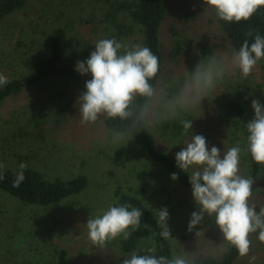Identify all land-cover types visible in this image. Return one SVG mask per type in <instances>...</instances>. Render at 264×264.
Here are the masks:
<instances>
[{
  "label": "rangeland",
  "instance_id": "1",
  "mask_svg": "<svg viewBox=\"0 0 264 264\" xmlns=\"http://www.w3.org/2000/svg\"><path fill=\"white\" fill-rule=\"evenodd\" d=\"M103 9H107L105 0H26L23 9L0 19V74L8 81L26 74L32 62L48 51L47 37L57 27L77 39L69 55L76 65L89 58L101 39L115 38L129 47L140 45L136 35L120 34L105 20ZM168 10L160 31L163 67L159 87L160 95L170 97L167 103L175 95L179 101L198 64L206 68L213 60L227 61L236 52L221 30L214 8L204 0H168ZM176 45L180 51L174 50ZM90 79V73L80 74L78 79H48L0 104V159L6 166L16 169L24 163L48 177L84 174L88 178L82 191L53 206L26 204L0 189V264H50L61 249L77 264H122L138 248L123 251L122 238L97 248L86 226L89 217L117 206L118 189L138 195L156 214L167 208L171 232L167 240L175 257L186 264H194L200 252L221 257L229 243L214 217L205 216L188 231L191 214L198 211L192 188L173 180L164 164L152 161L139 146L110 130L106 116L81 123L78 97ZM253 99L264 104V59L248 77L238 68H229L202 103L181 110L179 120L192 121V129L176 134L170 129L156 131L159 147L176 157L195 134L206 137L209 150L216 146L222 154L240 147L239 122L231 114L229 102L239 101L255 117ZM242 153L239 168L245 177L249 162ZM253 181L250 203L259 211L264 208V164ZM149 238L154 245L152 236ZM249 238L250 253L239 254L233 264H264V242L258 239V232ZM148 241L140 243L139 249ZM251 256L256 259L252 261Z\"/></svg>",
  "mask_w": 264,
  "mask_h": 264
},
{
  "label": "clouds",
  "instance_id": "2",
  "mask_svg": "<svg viewBox=\"0 0 264 264\" xmlns=\"http://www.w3.org/2000/svg\"><path fill=\"white\" fill-rule=\"evenodd\" d=\"M204 3L229 23L247 21L264 7V0H204ZM261 59H264V37L257 34L251 45L245 40L227 61L213 60L206 68L198 64L186 85V92L179 98V107L166 119H175L181 110L187 111L202 103L224 79L229 68H238L244 77H248ZM159 70V58L148 47L139 44L129 47L115 38L97 41L89 58L77 61L76 65V71L81 75L91 74V79L86 81V90L78 97L81 123L96 122L100 116L121 121L133 118V101L137 96L149 98L154 95L150 81ZM7 83V77L0 74V86ZM252 108L255 117L247 124L248 151L257 164H264V104L253 99ZM143 118L144 111L141 110L139 119ZM136 122L134 120L133 127ZM181 123L185 132L192 129V121L182 120ZM240 153L239 146L228 148L223 154L216 146L209 150L206 137L195 134L175 158L177 167L189 174L198 208L191 214L188 231L201 224L205 216L214 217L223 238L243 257L251 250L250 234L258 232V239L264 242V208L257 211L250 203L254 181L240 175ZM25 167L24 163L20 164L13 187H19L25 179ZM171 178L178 179V174L172 173ZM0 179H3L2 175ZM142 215V211L131 204L110 206L102 215L89 217L86 223L88 237L94 246L101 249L118 238L127 240L131 235L130 229L139 227ZM168 219L167 208L160 209L159 222L164 229L160 235L165 239L171 235ZM250 259L254 261L256 257L251 256ZM122 264H186V261L179 257L168 260L163 256L157 258L133 252L123 259Z\"/></svg>",
  "mask_w": 264,
  "mask_h": 264
},
{
  "label": "trees",
  "instance_id": "3",
  "mask_svg": "<svg viewBox=\"0 0 264 264\" xmlns=\"http://www.w3.org/2000/svg\"><path fill=\"white\" fill-rule=\"evenodd\" d=\"M105 2L107 9H103L104 19L109 21L112 26L114 25L120 34L127 36L136 35V41L142 47L150 48L159 58L160 63V70L157 76L150 81L154 88V95L149 98L139 96L135 98L131 107L134 113L133 118L121 121L118 118L105 117V123L110 130L121 134L130 142L139 146L152 161L164 164L171 173H177L178 180L192 188L189 182V174L177 167L176 158L160 148L156 138V131L160 129H170L172 134H176L177 131H184L181 123L184 120L183 117L180 120L179 116L175 119H166L173 110L179 107L177 95L173 96L170 102L167 103L170 97H163L159 92L160 74L163 67L160 31L161 25L169 11L168 0H105ZM25 5L26 0H0V19L23 9ZM217 20L234 51H238L245 40L251 45L257 34L264 37V7H261L247 21L229 23L218 16ZM47 43L48 51L32 62L30 70L26 74L20 78L12 79L0 87V104L6 98L19 94L25 88L39 82L53 78L78 79L80 77V73L76 71V64L69 57L76 48L77 39L68 36L63 27H57L49 33ZM174 50L180 51V46L176 45ZM158 100H160V104H158ZM229 108L235 121L239 122L237 127L243 139L240 148L243 151V157L249 162L245 178L253 179L262 170V164H257L248 151L247 137L249 133L247 124L254 117L237 100L230 101ZM141 110L144 111L142 120L139 119ZM134 120L137 121L135 127L132 126ZM0 164L3 165L0 168V175L3 176V179H0V189L26 204L40 206L57 205L65 198L82 191L88 184V178L84 174L72 177H48L43 171L26 166L23 169L25 179L19 187H13V181L20 171V167L13 169L10 166H6L1 159ZM116 194L117 206L131 204L139 208L143 213L139 227L135 230L130 229L131 235L127 240L121 239L122 250L130 252L138 248V255H154L157 258L163 256L168 260L175 258L170 242L160 235L164 229L159 222V214L154 213L134 193L118 189ZM151 236L154 245H152V241L149 238ZM147 240H149V244L139 249L140 243ZM149 249L152 251H148ZM238 255V250L229 244L227 251L221 257H217L211 252L198 253L194 259V264H233ZM50 264L77 263L68 257L66 250L61 249L57 252V259Z\"/></svg>",
  "mask_w": 264,
  "mask_h": 264
}]
</instances>
